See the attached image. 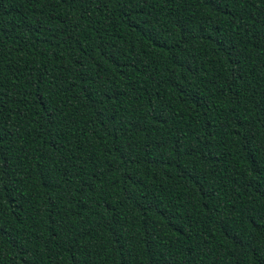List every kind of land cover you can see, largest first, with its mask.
<instances>
[{
	"label": "trees",
	"instance_id": "16d2710c",
	"mask_svg": "<svg viewBox=\"0 0 264 264\" xmlns=\"http://www.w3.org/2000/svg\"><path fill=\"white\" fill-rule=\"evenodd\" d=\"M0 264H264V0H0Z\"/></svg>",
	"mask_w": 264,
	"mask_h": 264
}]
</instances>
